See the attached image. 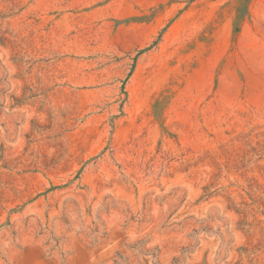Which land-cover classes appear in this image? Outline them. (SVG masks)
Instances as JSON below:
<instances>
[{"label": "rangeland", "instance_id": "374dc122", "mask_svg": "<svg viewBox=\"0 0 264 264\" xmlns=\"http://www.w3.org/2000/svg\"><path fill=\"white\" fill-rule=\"evenodd\" d=\"M0 264H264V0H0Z\"/></svg>", "mask_w": 264, "mask_h": 264}]
</instances>
